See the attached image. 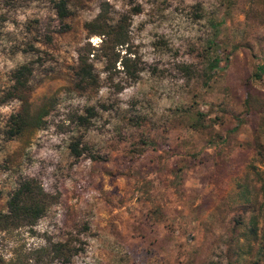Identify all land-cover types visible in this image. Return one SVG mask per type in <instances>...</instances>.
Listing matches in <instances>:
<instances>
[{
  "label": "rangeland",
  "instance_id": "obj_1",
  "mask_svg": "<svg viewBox=\"0 0 264 264\" xmlns=\"http://www.w3.org/2000/svg\"><path fill=\"white\" fill-rule=\"evenodd\" d=\"M56 1L0 0V214L22 179L57 195L31 228L0 230V264H58L66 239L70 264H264V0H64L63 21ZM100 10L123 22L114 52L135 78L93 61L96 89L77 91ZM22 66L24 100L7 98ZM23 111L40 124L9 139Z\"/></svg>",
  "mask_w": 264,
  "mask_h": 264
},
{
  "label": "trees",
  "instance_id": "obj_2",
  "mask_svg": "<svg viewBox=\"0 0 264 264\" xmlns=\"http://www.w3.org/2000/svg\"><path fill=\"white\" fill-rule=\"evenodd\" d=\"M53 5L59 21H63L68 17L66 2L64 0H58ZM84 30L87 36H97L101 37V39L96 47L90 46L87 43L76 52V65L72 72V80L77 91L91 92L96 89L98 77L94 74L93 61L103 63L105 70L103 72H107L110 68L113 69L114 64L118 62L123 74L129 75L133 79L135 78L130 59L126 56L127 53L124 52L120 57L119 53L114 52L116 47H123L127 44V35L123 22L119 21L116 24L107 23L104 11L100 10L92 21L84 24ZM216 53L217 51L215 50L213 55L208 59L206 65L208 71L207 79L210 78L212 72L215 73L219 70L218 64L220 59ZM89 56H91V60ZM263 73L264 66L257 67L254 78L258 79ZM27 75H29V71L24 66L14 72L12 77L13 84L7 90V98L24 100L22 97L24 91L22 90L25 87L24 80ZM85 112L84 116L77 117L80 125L87 123L88 118L93 115L92 108L85 109ZM40 120V114L31 116L27 111L12 116L7 130V137L9 139L13 138L28 127L39 126ZM68 150L74 159H78L81 155L75 143L70 144ZM56 199L57 195L53 196L45 193L36 180L32 178L20 180L7 197L5 202L6 213L0 214V230L4 231L16 227L31 228L43 216L46 209L55 203ZM75 241V239H66L63 242L52 244L49 253L58 264H70L71 258L78 252L73 244Z\"/></svg>",
  "mask_w": 264,
  "mask_h": 264
}]
</instances>
